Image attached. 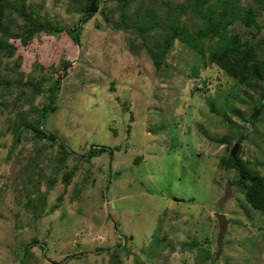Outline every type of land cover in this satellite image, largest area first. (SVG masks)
<instances>
[{"label": "rangeland", "instance_id": "obj_1", "mask_svg": "<svg viewBox=\"0 0 264 264\" xmlns=\"http://www.w3.org/2000/svg\"><path fill=\"white\" fill-rule=\"evenodd\" d=\"M26 2L53 24L73 26L80 17L78 1ZM120 12L104 1L79 47L65 33H42L26 45L10 40L13 54H0V264H19L27 244L25 264H264V215L230 185L235 172L218 166L234 143L228 151L205 136L236 131L211 109L234 107L248 117L258 95L178 43L172 69L156 71L144 39L113 28ZM42 77L38 96L22 87ZM57 79L46 131L75 155L92 146L110 151L82 164L69 159L55 172L57 143L35 138L21 122L47 104ZM255 118L254 126L230 120L249 133L241 157L264 175V114ZM31 160L38 175L27 172ZM73 168L64 184L61 175ZM34 193L45 195L36 219L27 205Z\"/></svg>", "mask_w": 264, "mask_h": 264}, {"label": "trees", "instance_id": "obj_2", "mask_svg": "<svg viewBox=\"0 0 264 264\" xmlns=\"http://www.w3.org/2000/svg\"><path fill=\"white\" fill-rule=\"evenodd\" d=\"M73 1L75 3L78 1L75 10L80 17L73 26H61L53 24L50 20L44 21L37 8L28 4L26 0H0V54L5 56L13 54L14 47L9 43L10 40H19L26 45L42 33L47 35L65 33L73 44L79 47L84 26L100 11L104 1H114L121 12L119 20L113 21V28L129 30L141 36L144 41L140 43V46L144 48L156 71L166 72L172 69L169 66L170 55L174 50V45L178 43L184 46L182 48L190 49L201 61L217 66L239 86L254 91L258 95V102L253 105L252 111L258 110L261 116L264 114V0H245L244 4L237 2L238 0H186L174 6L166 0L159 3L155 0H144L146 3L143 0H71L72 4ZM134 1H139V5L134 8L136 10L134 13L129 14L128 11ZM14 14L15 18L20 20L19 23H13ZM62 64L64 71H62L61 80L68 68L65 67L64 61ZM44 82L45 78L42 77L36 81H27L22 84V87L31 86L34 96H38L42 93L41 87ZM2 83L0 78V85ZM17 87L21 88L20 85ZM60 89L61 82L57 79L47 89V104L35 112V118L32 121L21 122L35 138L57 143L60 156L55 172L69 159L82 164L99 157L108 149L104 146H92L85 152V155H75L73 151H69L63 143H60L56 135L46 131L44 127L46 115L54 112L55 98ZM227 100L228 98L225 99ZM211 110L227 121L230 128H236L235 132H230L220 138L205 135L213 142L225 144L228 151L233 143L237 145L235 157H232L230 152L228 156L219 161V168L235 172L236 176L229 181L230 185L241 190L245 202L264 215V175L253 168L247 159L241 157L242 144L248 140L249 133L242 132L243 126L231 121L230 117L235 116L252 126L258 119L255 118L253 112L246 117L234 107L223 112L216 109ZM17 125L18 122L14 124L15 133L20 126ZM32 164L33 160L30 161L27 172L38 175L35 173L37 165ZM74 170L73 168V171H66L61 175L64 184H68ZM27 178L29 185L32 184L33 176ZM35 189L38 191L34 186ZM27 205L32 208L34 218H38L45 205V195L34 193L27 199ZM156 235L154 234L152 243L158 244ZM28 245L32 246L27 244L23 247L19 264H25L29 257ZM155 249L157 250L158 246ZM151 253L156 252L150 251L149 254ZM206 257L208 258V255ZM115 258L112 256V260H116Z\"/></svg>", "mask_w": 264, "mask_h": 264}, {"label": "water", "instance_id": "obj_3", "mask_svg": "<svg viewBox=\"0 0 264 264\" xmlns=\"http://www.w3.org/2000/svg\"><path fill=\"white\" fill-rule=\"evenodd\" d=\"M257 114H258V110L255 111L254 116H256ZM236 151H237V145L235 144L233 149L231 150L232 157H235Z\"/></svg>", "mask_w": 264, "mask_h": 264}]
</instances>
